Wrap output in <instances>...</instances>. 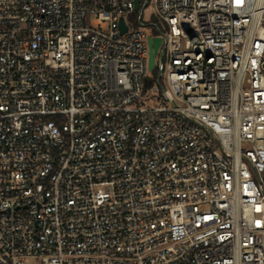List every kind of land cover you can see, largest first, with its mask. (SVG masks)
Returning a JSON list of instances; mask_svg holds the SVG:
<instances>
[{
  "label": "built area",
  "instance_id": "2783aa9c",
  "mask_svg": "<svg viewBox=\"0 0 264 264\" xmlns=\"http://www.w3.org/2000/svg\"><path fill=\"white\" fill-rule=\"evenodd\" d=\"M0 264H264V0H0Z\"/></svg>",
  "mask_w": 264,
  "mask_h": 264
},
{
  "label": "water",
  "instance_id": "95a60500",
  "mask_svg": "<svg viewBox=\"0 0 264 264\" xmlns=\"http://www.w3.org/2000/svg\"><path fill=\"white\" fill-rule=\"evenodd\" d=\"M136 1V8L139 6V0ZM187 25V24H186ZM121 31L125 32L127 30V25L123 18L120 19ZM161 37H149V58H148V68L153 70L155 67V56L158 52L159 46L161 44Z\"/></svg>",
  "mask_w": 264,
  "mask_h": 264
},
{
  "label": "rangeland",
  "instance_id": "374dc122",
  "mask_svg": "<svg viewBox=\"0 0 264 264\" xmlns=\"http://www.w3.org/2000/svg\"><path fill=\"white\" fill-rule=\"evenodd\" d=\"M151 11H152V7L147 8L145 18H148V16H149V12H151ZM128 19H129V18H128ZM135 24L139 26V22H138V21H136ZM154 70H155V69H153V70L150 72V74H153V73H154Z\"/></svg>",
  "mask_w": 264,
  "mask_h": 264
}]
</instances>
